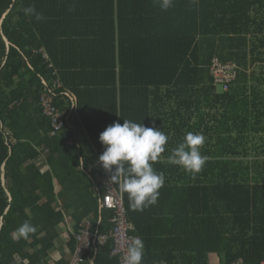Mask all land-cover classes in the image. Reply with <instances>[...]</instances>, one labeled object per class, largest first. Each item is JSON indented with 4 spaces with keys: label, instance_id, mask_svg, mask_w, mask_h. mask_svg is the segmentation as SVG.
Here are the masks:
<instances>
[{
    "label": "trees",
    "instance_id": "1",
    "mask_svg": "<svg viewBox=\"0 0 264 264\" xmlns=\"http://www.w3.org/2000/svg\"><path fill=\"white\" fill-rule=\"evenodd\" d=\"M134 2H139V15L129 0H0V20L11 9L0 25V264L22 252L30 236L40 247L35 259L46 254L56 232L20 241L12 234L29 220L33 225L60 222L70 208L67 200L79 203L81 219L90 214L102 219L100 233L113 216L99 208L111 174L105 176L101 168L75 170L81 160L95 165L104 151L99 137L106 128L93 130L96 153L73 158L66 140L50 134L51 119L42 112V93L61 78L55 103L69 116L63 130L72 135V105L64 85L68 75L89 130L84 112L103 106L107 126L127 119L159 128L168 137L165 151L152 162L165 176L157 203L132 210L123 192L132 233L145 245L143 264H231L238 259L264 264V0H174L167 11L159 0ZM32 5L43 20L24 14ZM73 6L90 10L61 11ZM72 24H90L94 30L80 32L82 62L64 65L53 57L42 30ZM28 25L39 30L38 38L22 37ZM2 30L12 43L9 52ZM44 47L49 60L34 52ZM215 58L238 66L227 90L214 83L210 69ZM20 78L26 81L16 85ZM188 132L206 138L200 151L208 160L195 176L169 159ZM43 154L46 172L37 164ZM96 188L99 194L93 193ZM57 199L60 208L53 204ZM93 257L95 264H120L112 240L92 247L84 264Z\"/></svg>",
    "mask_w": 264,
    "mask_h": 264
},
{
    "label": "crops",
    "instance_id": "2",
    "mask_svg": "<svg viewBox=\"0 0 264 264\" xmlns=\"http://www.w3.org/2000/svg\"><path fill=\"white\" fill-rule=\"evenodd\" d=\"M136 1V0H135ZM130 7L133 10H136L137 12H133L135 15H139L141 12L139 11V2H134V0H129ZM148 11L150 8V4L148 3ZM85 8H78L76 6L69 7V8H62L61 11L64 14H79L84 12ZM10 8L5 11L7 13ZM90 10V8L86 9V11ZM85 11V12H86ZM40 12V11H39ZM84 12V13H85ZM4 13V14H5ZM8 13V14H9ZM3 14V15H4ZM7 14V15H8ZM86 15V14H82ZM138 26V25H137ZM92 32L93 26L90 24H86L84 26L81 25H71V26H64V25H51L49 28L43 29L42 32L44 35H46L49 39V43L47 47L53 48V57L58 61L59 63H62L64 65L68 64H75V63H81L83 59L84 51L80 47L79 42L83 40L80 36V32ZM148 30H153V25ZM3 31V30H2ZM22 37H24L27 40H32L34 37H37L36 35H39V30H36L35 27H32L28 25L25 30L22 31ZM41 36L42 33H41ZM4 38V37H3ZM38 38V37H37ZM198 39V37H197ZM10 41V40H9ZM6 43V42H5ZM11 43V41H10ZM12 45V43H11ZM47 47H44L45 49ZM49 49V48H48ZM6 50H7V44H6ZM51 51V49H49ZM8 52V51H7ZM46 52L48 53L47 49ZM92 51L90 55H88V58H91ZM67 71H72L66 66ZM68 75L64 79V85L66 86L67 91L65 92L67 95V98L69 102L71 103V112L70 115H72V122H74V125L71 124V129L73 131L71 136H68L64 130L60 131L57 134H53L52 131L50 134L52 136L57 135V138H63L66 140L65 144L67 145L70 155L73 158L76 157H88L91 156L93 153L97 152V148L95 144L99 145L98 139H93L92 133L93 130L96 132L101 131L104 128H107V121L108 118V111L105 107L101 106L99 110L96 112H84V115L87 119L86 122L90 123L92 126L91 130L88 129L87 124L84 123V118L79 114L78 112V104H79V98L78 96L73 92V89L77 88V86L74 85V81L69 79ZM61 80V78H60ZM26 81L25 78H20L17 81L16 85H22ZM63 83V82H62ZM99 107V106H98ZM40 110V107L37 108ZM69 117V116H68ZM67 117V118H68ZM84 121V122H83ZM78 125V127L76 125ZM70 126V125H69ZM64 131V132H63ZM65 134V136H62ZM73 145V146H72ZM37 164L42 172H46L49 169V164L46 161V157L43 154L38 160ZM101 168L103 169L102 173L104 174L107 172L103 167H101L98 164V160L95 162V165L93 166H85L83 161V166L81 165V162L75 167V170L78 172V170L84 171L85 173H91L94 169ZM108 174V173H107ZM105 175V174H104ZM107 176V175H105ZM55 190L59 191L62 186L59 184V182L55 179ZM97 188L96 191L93 190L94 194H97ZM99 194V193H98ZM99 208L102 209L100 206L101 199H99ZM73 202L70 200H67V203L69 205V211L66 213L65 218L62 219L60 222H57L56 219H50L49 222H40L36 226L37 231L33 233L36 236V239H40L42 237H49L50 231L56 232V236L52 241L51 247L48 248L46 254H42L38 257V259H35L36 253L40 250L39 245L34 241V237L30 236L22 249V252L16 253L14 256H12L8 261L7 264H68L70 262V259L72 257V253L75 249L76 241H75V233L79 231L86 223V221H91L92 223V230L95 232H100L98 230L97 225L101 223L102 219H94V215L90 214L85 219H81L79 217L78 211L80 209L78 208L79 203H75L74 199H72ZM53 204L57 207H61V201L59 199L53 201ZM102 211V210H101ZM100 211V212H101ZM3 221V220H2ZM31 224H33L32 220H29ZM57 222L55 228H53L52 224ZM110 219L108 222L104 223L103 230L104 232L108 233L111 230V223ZM4 224V223H3ZM3 226V225H2ZM135 227V226H134ZM55 229V230H54ZM135 231V230H134ZM103 232V233H104ZM15 231L13 232V234ZM102 233V232H101ZM12 234V236H13ZM23 237L16 235L15 241H20ZM20 248H22V245H20ZM212 261L218 262V257L215 254H211ZM90 264H95L94 257L90 260ZM166 264V263H162Z\"/></svg>",
    "mask_w": 264,
    "mask_h": 264
},
{
    "label": "clouds",
    "instance_id": "3",
    "mask_svg": "<svg viewBox=\"0 0 264 264\" xmlns=\"http://www.w3.org/2000/svg\"><path fill=\"white\" fill-rule=\"evenodd\" d=\"M162 10L173 7L174 0H159ZM26 16L34 17L37 21L44 16L34 5L24 8ZM119 115V114H118ZM100 142L104 151L98 162L111 174L110 184H118L127 194L129 207L132 210L143 211L154 205L160 195L159 190L165 183L163 172H157L152 162L165 151L167 135L156 127L124 119L123 124L114 122L101 134ZM205 137L200 133L188 132L183 142L172 151L170 162L182 167L186 172L195 176L206 164L208 157L201 154L200 147L205 143ZM83 166V160H81ZM37 231L36 226L25 221L19 226L13 238L18 234L28 238ZM145 245L138 236H133L127 243L123 255V264H143Z\"/></svg>",
    "mask_w": 264,
    "mask_h": 264
},
{
    "label": "built area",
    "instance_id": "4",
    "mask_svg": "<svg viewBox=\"0 0 264 264\" xmlns=\"http://www.w3.org/2000/svg\"><path fill=\"white\" fill-rule=\"evenodd\" d=\"M34 52H41L43 57L49 60L48 53L43 49H35ZM237 69L236 63L223 62L219 58H215L210 71L214 83L227 90L230 83L237 78ZM61 86L60 78L55 77L51 83V87L47 85L48 88L41 95L42 112L46 117L51 119L53 134L62 131L68 123L67 116L62 113L55 103V99L58 96L57 89ZM98 164L103 167L101 163L98 162ZM104 174L108 176L107 172ZM109 181L110 179L106 182V189L102 195L100 206L102 209L113 212V216L110 219L112 229L110 233L95 232L92 230L91 221H86L85 225L75 233L76 248L72 253L70 264H84L86 262L85 257L92 247L104 245L109 240H112V254L119 256L120 264H123V255L126 252L129 239L134 236L132 232L135 230V227L129 220L123 191L119 185L110 184ZM231 264H244V260L238 259Z\"/></svg>",
    "mask_w": 264,
    "mask_h": 264
},
{
    "label": "water",
    "instance_id": "5",
    "mask_svg": "<svg viewBox=\"0 0 264 264\" xmlns=\"http://www.w3.org/2000/svg\"><path fill=\"white\" fill-rule=\"evenodd\" d=\"M8 13H9V11L2 16V18L0 20V25L1 26L3 25V22H4L5 18L7 17V14ZM2 33H3V31H2ZM3 37H4V40H5L6 44H7V51L9 52L10 51V48H11V43H10L9 39L4 35V33H3ZM10 152L12 153V150ZM5 171H6V163H4L3 166H2V181H3V184L4 185L6 184V174H5ZM6 191H7V194L9 196L10 201H12L13 200V197H12L11 192L7 188H6ZM9 209H10V206H8L6 212H8ZM2 225H3V221H1V223H0V230L2 228Z\"/></svg>",
    "mask_w": 264,
    "mask_h": 264
},
{
    "label": "rangeland",
    "instance_id": "6",
    "mask_svg": "<svg viewBox=\"0 0 264 264\" xmlns=\"http://www.w3.org/2000/svg\"><path fill=\"white\" fill-rule=\"evenodd\" d=\"M218 88L220 89L221 87H220V86H218Z\"/></svg>",
    "mask_w": 264,
    "mask_h": 264
}]
</instances>
